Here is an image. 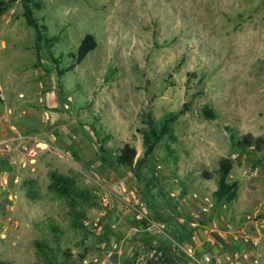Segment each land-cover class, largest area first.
<instances>
[{"label": "rangeland", "instance_id": "rangeland-1", "mask_svg": "<svg viewBox=\"0 0 264 264\" xmlns=\"http://www.w3.org/2000/svg\"><path fill=\"white\" fill-rule=\"evenodd\" d=\"M0 1L4 121L39 141L28 142L34 160L15 152L31 162L18 169L23 187L11 188L17 201L0 188V223L14 219L0 235V261L143 264L107 257L101 240L116 231L127 236L112 226L118 206L139 227L128 207L138 201L151 215L164 199L174 206L192 193L200 223L179 222L178 233L168 227L188 245L186 236L200 234L201 225L216 220L224 229L239 209L264 216V149L234 145L248 133L264 138V0H33L41 5L31 4L35 17L60 39L53 55L37 43L25 0ZM87 34L98 46L76 64ZM180 111L174 140H162L132 169L117 163L126 143L144 156L149 115L159 123ZM225 157L234 161L230 181L240 186L232 204L214 198ZM54 173L74 181L70 193L51 191ZM185 205L175 214L186 215ZM99 219L101 229L93 228ZM156 246L142 245L146 253Z\"/></svg>", "mask_w": 264, "mask_h": 264}, {"label": "built area", "instance_id": "built-area-1", "mask_svg": "<svg viewBox=\"0 0 264 264\" xmlns=\"http://www.w3.org/2000/svg\"><path fill=\"white\" fill-rule=\"evenodd\" d=\"M0 98L4 99L2 93H0ZM29 139L39 143L38 138L21 134L0 141V155L9 157L10 164L15 168L8 175L0 177V188L9 195V199L12 202H16L18 196L11 192V188L13 186L23 187L22 176L18 169L28 168L31 163L30 160H34L36 156L35 152L28 146ZM17 151H22V153L32 158L30 160L29 158L21 159L20 155H15ZM171 196H176V194L173 192ZM128 207L133 210L134 220L143 232L151 236H163L169 241L173 258L178 256L183 258L188 264H264L262 257L258 253L261 245V235L264 232V216L259 213L246 216V222L250 227L242 226L239 228L228 224L224 229H210L201 225L203 228L204 247L200 248L199 246L183 243L179 235L171 236L167 223L154 220L145 202L128 203ZM207 210L205 209V211ZM194 216L198 218L197 220L200 223V215ZM13 221V217L9 216L6 217L3 223H0V235L2 238H6L7 231ZM196 224L192 225L195 227ZM92 226L93 228L101 229L100 219L95 221ZM251 227H254L256 234H252ZM113 248H116V245ZM113 248L108 247L107 257L113 256ZM165 255L169 256L166 247H154L151 251L152 263L157 264ZM93 263L106 264V261L96 258Z\"/></svg>", "mask_w": 264, "mask_h": 264}, {"label": "trees", "instance_id": "trees-1", "mask_svg": "<svg viewBox=\"0 0 264 264\" xmlns=\"http://www.w3.org/2000/svg\"><path fill=\"white\" fill-rule=\"evenodd\" d=\"M35 5L40 9L41 5L38 2H33V0H25V17L29 24V26L33 27L37 34V43L40 45L41 42L44 41L45 46L48 51L52 53L53 47L59 42L58 36H50L47 25H42L39 20L34 15V10L31 4ZM2 5H5L3 1H0V12L3 8ZM98 46L97 39L92 34H87L79 48L76 55H73L76 64L82 63L86 57L93 52ZM53 55V53H52ZM56 63H58V59H54ZM63 74V71L60 72ZM180 112L168 114L163 118L159 123L155 122L152 117L149 115L146 121V129L143 131V143H144V156L141 158H137L138 151L136 147L132 146L129 143L124 144V146L116 152V160L117 163L126 168L132 169L134 165L142 164L145 161L146 157L151 155L162 140L169 139L174 140L173 133V123L177 121L180 117ZM207 116L209 118H214L215 115L212 111H207ZM234 145L237 148L248 149L255 148L257 150L264 149V138L255 137L253 134L248 133L246 135H242L237 137L234 141ZM234 168V161L230 157H225L220 161L219 169L217 172L216 182L217 189L214 192V198L219 203L232 204L238 197L239 193V183L231 182L230 177ZM207 178H212V174L206 173ZM53 183L50 187L51 191L57 192L58 194H68L70 193L71 187L73 186V180L70 177L65 175H60L57 173L53 174ZM183 239H181L182 241ZM169 252V256L165 255L163 259H160L157 264H179L178 262L183 264H188L183 258L176 256L172 257L171 251L167 249ZM178 261V262H177ZM0 264H8L0 261ZM52 264H59L57 259H53ZM148 264H151L149 261Z\"/></svg>", "mask_w": 264, "mask_h": 264}, {"label": "crops", "instance_id": "crops-1", "mask_svg": "<svg viewBox=\"0 0 264 264\" xmlns=\"http://www.w3.org/2000/svg\"><path fill=\"white\" fill-rule=\"evenodd\" d=\"M4 86H5V84L2 81L1 76H0V93H2ZM4 100H5V96H4V99L0 98V141L5 140V139H10V138L16 137L17 135L21 134V131L19 129V127H20L19 124L18 125L14 124L9 128L8 125L5 123L4 117H3L4 116V114H3V111H4V103L3 102H4ZM3 133H4V135H7V137L2 139ZM14 169L15 168L10 164L9 157H5V156L0 155V177L8 175ZM202 194H200L201 200H199V201H202L204 199V197H203L204 194L203 195ZM132 196H135V195L133 194ZM163 202H164V204L161 207H159V209H158L159 211H157L156 213L154 211V214H151L152 218L154 220L167 223L168 227L176 230L177 233L179 232V230H177V226H179V224H178L179 222L184 223L185 221H187V222H189V224L197 223L198 218L195 217L194 215H199L198 211L195 209V207L197 206L198 200H195L192 197V193L190 195H184L183 198H180L177 201L176 205L174 204V206H169L167 199H164ZM183 202H185V204H186L184 206V209H183V212H186V215H185V213H181V212L176 213V214H178V215H176L175 209L178 206H180V208H181V206L183 205ZM114 212L115 213H114L113 220L115 222L112 223V226L114 228L122 229L123 234H127V236L122 235L124 238H120L118 236V234H119L118 231H116L113 234L108 233L106 238L101 239V240H104V244L102 246L106 250L108 249V247H111L112 245H114V243L118 247V249L114 253L115 254L114 259H116V260L119 259V261H121V260H125V259L130 258L133 260H138L140 262H143V264H147L148 261L152 260L151 259L152 258L151 257V251L150 252L148 251L147 253L144 252L145 248L142 247V245H146V247H149V246H154L157 244L158 246H161V247L164 246L167 248L170 246V243H168L169 241L165 237H163V236H153L152 237L151 235L144 233L140 229V227L132 226L130 224L131 221L129 218V215H130L129 210L126 207L118 206V207H116ZM180 214H184L185 216L179 217ZM249 214H252V213L242 214V211L239 209V210H237L236 215L229 216L228 219L225 218V225L230 224V225H233V226L239 227V228L242 226L250 227V225L246 222V216ZM131 219H132V217H131ZM217 224L218 223L215 220V221H211L207 225H203V227L207 226L210 229H215V228L221 229L218 227L219 225L217 226ZM251 229L253 231L252 234L253 235L256 234L254 227H251ZM202 230H201L200 234L196 235L195 237H194V235H187L186 239L188 240V243L195 245V246H199L200 248L204 247V245H203L204 238H203ZM261 236H262L261 245L258 249V253L262 257L263 262H264V232L262 233ZM107 237L110 239V241H108ZM127 238H130V239H128V241H127ZM141 239H142V241H141ZM110 244H111V246H110ZM138 245H139V247L136 249V247ZM151 264H153L152 261H151ZM165 264H170V263H165Z\"/></svg>", "mask_w": 264, "mask_h": 264}, {"label": "water", "instance_id": "water-1", "mask_svg": "<svg viewBox=\"0 0 264 264\" xmlns=\"http://www.w3.org/2000/svg\"><path fill=\"white\" fill-rule=\"evenodd\" d=\"M178 262V261H177ZM179 264H182V263H180V262H178Z\"/></svg>", "mask_w": 264, "mask_h": 264}]
</instances>
